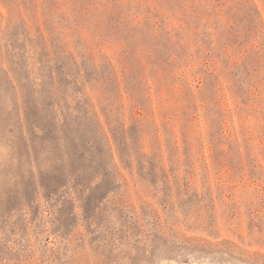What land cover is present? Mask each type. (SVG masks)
<instances>
[{
	"label": "rangeland",
	"instance_id": "rangeland-1",
	"mask_svg": "<svg viewBox=\"0 0 264 264\" xmlns=\"http://www.w3.org/2000/svg\"><path fill=\"white\" fill-rule=\"evenodd\" d=\"M0 264H264V0H0Z\"/></svg>",
	"mask_w": 264,
	"mask_h": 264
}]
</instances>
